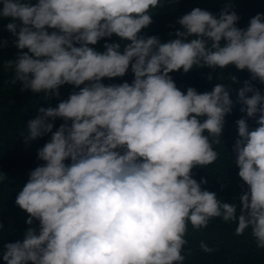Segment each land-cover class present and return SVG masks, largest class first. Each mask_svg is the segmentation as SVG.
I'll list each match as a JSON object with an SVG mask.
<instances>
[{
	"label": "clouds",
	"instance_id": "clouds-1",
	"mask_svg": "<svg viewBox=\"0 0 264 264\" xmlns=\"http://www.w3.org/2000/svg\"><path fill=\"white\" fill-rule=\"evenodd\" d=\"M161 7L162 0H0V20L18 50L3 65L11 83L59 100L39 108L21 135L26 145L50 139L16 194L29 227L0 249L3 264H184L189 224L199 230L213 218L235 222L237 235L250 229L264 249V95L253 83L264 84V14L239 28L231 0L218 14L196 7L162 42L141 34ZM113 36L120 42H107ZM7 47L0 38V50ZM229 66L250 74L235 90L245 115L235 122L232 153L247 186L238 204L193 177L219 159L214 145L232 113L237 77L200 93L182 91L170 75ZM129 70L131 83H103ZM65 85L74 90L60 99ZM57 119L63 123L53 131ZM7 178L0 173V182ZM200 248L213 251L203 241Z\"/></svg>",
	"mask_w": 264,
	"mask_h": 264
},
{
	"label": "trees",
	"instance_id": "trees-1",
	"mask_svg": "<svg viewBox=\"0 0 264 264\" xmlns=\"http://www.w3.org/2000/svg\"><path fill=\"white\" fill-rule=\"evenodd\" d=\"M34 2V0H33ZM163 7L153 10V23L142 30V35L157 36L162 42L175 38V31L182 30L176 20L192 9L199 7L218 14L228 3V0H178L175 4H168L162 0ZM232 10L237 13L240 20L239 28H246L249 20L256 14H264V0H231ZM8 21L0 20V38L8 41V47L0 50V173L7 175V179L0 182V249L9 242L23 239V233L29 227L26 223L27 213L22 211L15 203L17 192L22 189L28 180V174L42 163L37 159V150L49 139L50 135L38 138L26 145L23 133L27 132L28 121L38 115L39 108L55 107L59 100L47 99L43 94L20 92L19 84H12L13 72L3 67L8 59L14 60L18 50L13 46L14 37L5 30ZM173 35H169V33ZM101 40L95 47L98 51L103 50ZM107 42H120L119 38L113 36ZM127 42H121L122 47ZM178 88L182 91L188 87L195 88L198 92L211 91L213 86L223 82L231 84L230 78L236 76L238 83L231 84L234 90L231 99L234 102L232 113L226 116L225 127L221 137V143L214 145L219 153V159L205 168L193 169V177L199 182L202 178L208 181L202 185L205 190L215 192L217 197L226 203H239L237 198L247 186L238 177V168L234 164L232 147L237 138L236 120L245 114L240 112V105L236 104L237 93L245 80L250 79L247 71H238L234 66L224 70H212L207 67L193 68L189 73H170ZM212 79L209 81L208 76ZM133 74L129 72L123 78L114 80L105 79L103 83H129L133 80ZM262 95H264V84L253 82ZM74 90L73 86L65 85L60 89V99H66ZM250 95V94H249ZM51 122V121H50ZM56 130L63 123L57 119ZM250 128H254L255 121L248 120ZM207 134V133H205ZM67 163V162H66ZM32 227L38 228V222L34 221ZM237 224L235 222L225 223L221 218H213L206 228L195 230L189 224L188 241L183 254L186 259L184 264H264V249H259L250 235V229L242 235L236 234ZM203 241L212 248L211 253H205L200 248ZM0 264H3L0 257Z\"/></svg>",
	"mask_w": 264,
	"mask_h": 264
}]
</instances>
